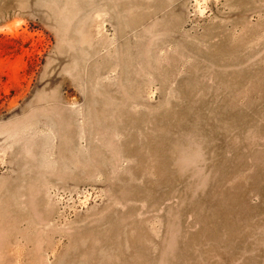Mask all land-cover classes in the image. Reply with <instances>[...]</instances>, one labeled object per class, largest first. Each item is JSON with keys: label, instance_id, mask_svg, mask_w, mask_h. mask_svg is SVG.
Wrapping results in <instances>:
<instances>
[{"label": "rangeland", "instance_id": "rangeland-1", "mask_svg": "<svg viewBox=\"0 0 264 264\" xmlns=\"http://www.w3.org/2000/svg\"><path fill=\"white\" fill-rule=\"evenodd\" d=\"M0 264H264V0H0Z\"/></svg>", "mask_w": 264, "mask_h": 264}]
</instances>
